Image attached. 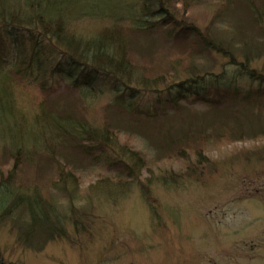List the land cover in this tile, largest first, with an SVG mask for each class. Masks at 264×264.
I'll list each match as a JSON object with an SVG mask.
<instances>
[{
  "label": "rangeland",
  "instance_id": "rangeland-1",
  "mask_svg": "<svg viewBox=\"0 0 264 264\" xmlns=\"http://www.w3.org/2000/svg\"><path fill=\"white\" fill-rule=\"evenodd\" d=\"M202 1L203 4H190L189 18L203 28L212 25L215 35L220 41H226L227 46L240 47L239 24L247 21L243 14L231 8L221 15V19L224 17L222 23H219L221 19L217 23L216 15L221 8L219 0ZM177 8L180 10L182 6ZM116 13L119 17L125 16L122 11ZM99 17L70 22L71 33L77 37L100 32L106 25L102 26ZM120 19L115 17L116 21ZM24 39L27 49L23 53L20 45ZM142 40L138 39V45H149ZM32 45L22 33L0 29V62H3L0 65V95L1 100H5L0 103V124L3 127L7 118L3 120L2 115L15 117L23 123L43 121L44 126L48 125L53 114H67L63 111L69 110V105L70 110L75 107L82 120L96 127L107 122L108 118L122 122L105 115V107L114 97L111 94L113 86L89 72L83 73V77L95 80V85L104 89L106 94L91 100L80 99L78 91L74 92L73 87L72 91L69 90L70 82L52 73L56 63L66 70L69 65L59 55L50 54L48 45H44L46 50L40 54L44 65L39 69L33 64L32 71L22 73L29 63ZM148 48L150 50L132 48L133 61L137 62L138 57L146 65L142 72L166 71L171 68L173 57L177 59L179 55L173 47L162 44ZM144 52H147L145 58L140 56ZM183 57L180 68L184 70L172 81L181 82L188 78V61L186 56ZM206 57L204 62L215 66L217 74L222 65L228 63L227 59L218 58L216 68L211 57ZM252 67L262 72L264 58L253 62ZM230 78L229 74L226 79ZM169 85L161 86V90ZM232 85L242 87L244 91L251 86L247 80H236ZM253 87L257 88L258 84ZM179 93L168 95L161 92L160 103H156L158 98L149 96L138 102L147 108L164 109L173 114L176 110L172 101ZM185 95L180 106L186 111L181 113L179 121L175 119L166 123V129L176 130L182 125L191 128L187 133L192 138L198 134L205 138V142L193 140L191 150L184 151L186 157L194 161L192 150L199 149L207 160L202 172L199 170L189 176L182 155L179 156V148L175 153L158 155L147 138L135 133L120 134L117 140L120 148L116 145L120 152L123 148H130L143 158L144 168L138 173L141 180H136L134 185L128 183L126 176L118 179L107 175V167L102 163L86 162L78 166L76 187L63 184L62 179L51 175L48 170H39V159L36 164H26L14 174L11 189L23 190L27 185H34L45 196L48 197L46 192L49 193L62 220L65 218L66 233L61 237L58 232L41 249L33 250L18 241L10 221L0 222V251L5 264H264V97L252 105L247 115L239 114L238 122L232 113H227L226 126L221 128L212 125L222 121L216 112L194 102L196 96L189 92ZM213 128L220 135L214 134ZM151 138L154 140L156 135L153 133ZM9 148L13 149V143L0 137V156ZM55 149L57 153L61 152L60 147ZM63 150L68 158L76 161L77 156ZM60 159L64 160V156L60 155ZM12 165V162L5 164V171L12 169ZM161 176L174 178V182L167 180L164 183L159 180ZM99 183L103 188L100 193L95 190ZM104 187L112 192H105ZM62 188L66 199L59 193ZM89 194H92L91 198H88ZM70 205L78 210L75 211L80 217H76L79 219L78 231L69 219Z\"/></svg>",
  "mask_w": 264,
  "mask_h": 264
},
{
  "label": "trees",
  "instance_id": "trees-1",
  "mask_svg": "<svg viewBox=\"0 0 264 264\" xmlns=\"http://www.w3.org/2000/svg\"><path fill=\"white\" fill-rule=\"evenodd\" d=\"M203 2L137 0L134 4L126 0H0V29L22 33L33 44L29 63L25 65L27 67L22 73L32 71L33 64L39 69L44 65L40 54L46 50L44 45H48L50 54L59 55L69 65L66 70L56 63L52 73L70 82L69 90L78 91L80 99L91 100L106 94L104 89L96 86L95 80L83 77V73L89 72L113 86L111 94L114 97L105 107V115L122 121L115 122L113 118H108L107 122L96 127L82 120L75 112V107L70 110L71 105L69 110L63 111L67 114H53L48 119L49 124L45 126L43 121L23 123L15 117L2 115L3 120L7 118V121L4 127L0 124L3 127L0 137L11 141L13 149L5 150L0 156V222H11V228L17 232L19 242L33 250H39L58 232H61V237L66 233L65 218L62 220L49 193L46 192L48 197L45 196L34 185H27L23 190L11 189L13 176L22 166L36 164L39 159V170H48L51 175L62 179L63 184L76 187L75 175L78 166L86 162L102 163L107 167V175L118 179L126 176L128 183L134 185L136 180H141L138 173L144 168L143 158L130 148L120 149V152L116 145L120 134L135 133L147 138L158 155L175 153L179 148V156L182 155L184 168L190 176L193 172L199 173L207 160L199 149L192 150L195 154L194 161L186 157L184 151L190 149L193 140L205 142V138L199 134L192 138L187 133L191 128L182 125L175 128L176 130L166 129V123L175 119L179 121L181 113L186 111L180 106L181 100L186 97L185 93L196 96L194 102L216 112L219 115L217 118L222 121L212 125L221 128L226 126L227 113H232L234 120L238 122L239 114L247 115L252 105L264 97V70L260 72L252 67L253 62L260 57L264 58V0H219L218 5L221 8L216 15L217 23L221 15H225L226 10L229 12L231 8L241 12L247 20L239 24L240 47H230V44L227 46L226 41H220L217 34L215 35L212 25L203 28L195 25L193 19L189 18L187 11L190 4ZM177 6H182V9L179 10ZM117 10L125 13V16L119 17ZM98 16L102 26L106 25L100 32L77 37L71 33L70 22L79 23ZM115 17L121 19L116 21ZM223 19L224 17L219 23ZM127 28L130 30H126ZM138 39H144L141 42L149 45H138ZM25 41L24 39L20 45L23 53L27 49ZM156 44L173 47L176 54H179L178 58L173 57L171 68L166 70L169 72H142L146 65L138 57L137 62L133 61L135 54L132 48L145 50L149 46L153 49ZM144 54L147 52L140 56L145 58ZM183 56L188 61V78L181 82L172 81L184 70L180 68L181 59L185 58ZM206 56L211 57L216 68L218 58L227 59L228 63L223 64L222 70L217 74L215 66L204 62L207 61ZM240 56L242 60L239 59ZM229 74L231 78L227 80ZM236 80L249 81L250 89L244 91L242 87L233 86L232 82ZM166 83L170 85L161 90V86ZM256 83L258 87L254 88ZM177 91L180 93L172 101V107L176 110L173 114L164 109L147 108L138 102L140 98L149 96L158 98L156 103H160L161 92L171 95ZM1 99L2 95L0 103H4L5 100ZM244 107L246 109L242 112ZM205 130L206 128L201 129L199 133ZM212 130L215 131L214 134L220 135L216 129ZM153 133L156 135L155 141L151 138ZM55 147H60L61 152L57 153ZM63 149L77 156L76 161L68 158ZM60 155L64 156V160L60 159ZM11 162L12 169L7 168L5 171V164ZM198 165L201 167L197 169ZM184 168L181 170L184 171ZM159 180L164 183L167 180L174 182V178L162 176ZM99 184L95 190L100 193L103 188L102 183ZM104 189L105 192H112L106 187ZM64 192L63 188L59 190L61 195ZM71 195L72 193L70 197ZM75 211L78 210L70 205L69 219L78 231L79 219L76 217L79 215L76 216ZM73 213L75 214L72 215ZM0 264H5L1 251Z\"/></svg>",
  "mask_w": 264,
  "mask_h": 264
}]
</instances>
